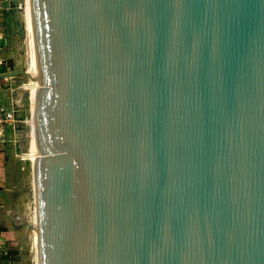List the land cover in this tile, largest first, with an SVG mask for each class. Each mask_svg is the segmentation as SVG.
I'll use <instances>...</instances> for the list:
<instances>
[{"label": "water", "instance_id": "obj_1", "mask_svg": "<svg viewBox=\"0 0 264 264\" xmlns=\"http://www.w3.org/2000/svg\"><path fill=\"white\" fill-rule=\"evenodd\" d=\"M27 8L38 264H264V0Z\"/></svg>", "mask_w": 264, "mask_h": 264}, {"label": "rangeland", "instance_id": "obj_2", "mask_svg": "<svg viewBox=\"0 0 264 264\" xmlns=\"http://www.w3.org/2000/svg\"><path fill=\"white\" fill-rule=\"evenodd\" d=\"M20 2V0H19ZM11 0V6H12ZM15 13L12 6L0 20V68L2 74L23 70L27 63L26 44L20 25L23 23L22 4ZM12 68V69H11ZM26 68V67H25ZM24 77L16 76L0 79V102L7 106L6 94H20V114L29 121L30 95L26 90ZM13 93V94H12ZM28 105V109H27ZM26 125V124H25ZM27 126V125H26ZM26 132V130H25ZM24 142L19 135L13 136L11 127H7L4 142L0 143V264H34L33 262V228L31 213L33 208L31 189V155L28 134ZM22 154L21 161L18 157Z\"/></svg>", "mask_w": 264, "mask_h": 264}, {"label": "bare ground", "instance_id": "obj_3", "mask_svg": "<svg viewBox=\"0 0 264 264\" xmlns=\"http://www.w3.org/2000/svg\"><path fill=\"white\" fill-rule=\"evenodd\" d=\"M22 4V15H23V23L20 25L23 31V37L26 44V54H27V63H26V75H27V81H26V90L28 91L31 103H30V112L29 114V121H28V129H26V132L28 134V141L30 143V155H31V165L34 166L36 163L35 158V146H34V117H35V108H34V86H33V78H32V69H31V55H30V38H29V23H28V8H27V0H20ZM31 189H32V200H33V179H32V173H31ZM33 204V203H32ZM33 209V208H32ZM34 210H32L31 213V220H32V228L34 232L33 236V262L34 264H38L37 262V254H36V229H35V220H34Z\"/></svg>", "mask_w": 264, "mask_h": 264}, {"label": "built area", "instance_id": "obj_4", "mask_svg": "<svg viewBox=\"0 0 264 264\" xmlns=\"http://www.w3.org/2000/svg\"><path fill=\"white\" fill-rule=\"evenodd\" d=\"M11 0H0V20L2 19V15L5 14L11 8ZM2 36L0 34V46L2 45ZM18 100V99H17ZM16 99H10V102L7 106L3 105L0 102V143L4 142V135L7 127H11L13 131V136L15 137V142L18 134V124L21 123L18 120L20 116V103ZM21 100V99H20ZM24 124H27L26 118L23 121ZM22 154H19L18 157L21 161H29L27 159H22Z\"/></svg>", "mask_w": 264, "mask_h": 264}, {"label": "crops", "instance_id": "obj_5", "mask_svg": "<svg viewBox=\"0 0 264 264\" xmlns=\"http://www.w3.org/2000/svg\"><path fill=\"white\" fill-rule=\"evenodd\" d=\"M4 15H5V14L2 15V18L4 17ZM2 45H3V44H2ZM2 45H1V46H2ZM1 46H0V47H1ZM1 72H2V71H1V68H0V73H1ZM21 97H22V96H21L20 94H15V95H11V96H10L9 93H7L5 98H6L8 104H9V102H10V99H16V100L18 99L17 101L20 103V106H22V104H21L22 101L20 100V99H22ZM0 148H1V147H0ZM1 149H2V148H1ZM1 149H0V150H1ZM0 168L2 169V168H3V165H0Z\"/></svg>", "mask_w": 264, "mask_h": 264}]
</instances>
